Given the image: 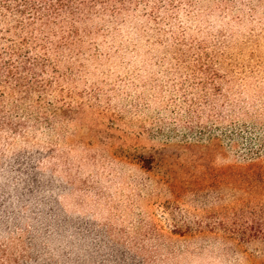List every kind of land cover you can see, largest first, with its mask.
Here are the masks:
<instances>
[{
  "label": "rangeland",
  "instance_id": "374dc122",
  "mask_svg": "<svg viewBox=\"0 0 264 264\" xmlns=\"http://www.w3.org/2000/svg\"><path fill=\"white\" fill-rule=\"evenodd\" d=\"M136 24L103 47L110 59L88 58L65 86L92 107L30 135L54 150L57 210L105 227L100 245L107 235L145 249L134 264H264V146L248 166L259 148L249 143L264 140V0H197L196 36L222 37L240 66L229 73L224 62L219 116L197 123L176 107L197 92L183 86L189 72Z\"/></svg>",
  "mask_w": 264,
  "mask_h": 264
},
{
  "label": "trees",
  "instance_id": "16d2710c",
  "mask_svg": "<svg viewBox=\"0 0 264 264\" xmlns=\"http://www.w3.org/2000/svg\"><path fill=\"white\" fill-rule=\"evenodd\" d=\"M196 8L197 0H0V264L136 262L142 247L110 244L107 235L100 245L105 227L96 231L57 210L48 172L54 150L34 148L30 135L92 107L65 86L76 82L88 58L110 59L103 47L132 21L148 46L153 41L189 72L183 86L197 92L176 106L180 113L190 123L217 118L221 67L226 61L234 73L238 58L225 51L222 37L196 36ZM17 140L24 147L16 148ZM256 144L248 166L262 161L264 140L249 143ZM134 160L149 168L153 163Z\"/></svg>",
  "mask_w": 264,
  "mask_h": 264
}]
</instances>
